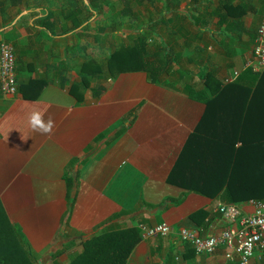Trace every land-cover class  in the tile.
<instances>
[{
	"label": "crops",
	"instance_id": "obj_1",
	"mask_svg": "<svg viewBox=\"0 0 264 264\" xmlns=\"http://www.w3.org/2000/svg\"><path fill=\"white\" fill-rule=\"evenodd\" d=\"M82 1L0 0V39L14 48L17 82L46 76L35 99L0 89V262L69 264L94 235L136 229L123 242L132 243L125 264H238L221 250L196 254L176 232L144 237L138 225L218 235L228 227L214 212L219 203L248 213L264 200V72L247 66L264 0H198V25L173 28L175 52L198 47L197 72L188 76L198 94L188 93L177 68L174 83L168 74L152 82L144 70H125L72 92L78 53L106 57V47L84 45L96 32H81L89 16ZM150 30L175 47L171 30ZM35 111L55 121L51 134L32 129ZM249 264H264V256L255 252Z\"/></svg>",
	"mask_w": 264,
	"mask_h": 264
},
{
	"label": "trees",
	"instance_id": "obj_2",
	"mask_svg": "<svg viewBox=\"0 0 264 264\" xmlns=\"http://www.w3.org/2000/svg\"><path fill=\"white\" fill-rule=\"evenodd\" d=\"M86 1V3L82 1L80 6H82L85 11L89 12V16L87 17V19H85L86 23L83 27H81L83 30L81 32H85L90 27L89 23L92 18L98 17L99 14H102L103 7L106 6V4H109L110 6L114 4L111 0ZM122 1V3H124V7H122L121 10L123 16H134L135 13L133 11V8L144 4L143 0ZM190 1L191 2L186 5L185 9H181L182 0H165L164 12H169L172 17L174 16L175 19L178 20V23H174L173 28L174 26H176V29L179 32H188V26L191 27L192 25H198V19L196 18L198 17V14L195 18L194 13H192L193 15H190L191 11L198 13V0ZM17 2L18 0H10L11 4H15ZM2 4L3 3L0 2V6ZM82 8L80 9L78 2H76L73 5V9L71 10L72 13L74 12V29L76 30L83 24V22L77 18L78 13L80 14L82 12ZM180 13L182 14L180 15ZM160 22L163 24L170 23L169 19L165 20V18L160 20ZM102 29L103 27H101V29H97L95 27L94 32L96 33L93 34V37L96 41L101 40L102 42H106L108 40L111 43V45L108 46V52L106 53V57L102 62H99L96 59H93L92 57L83 58V60L79 63L78 66V76L80 78V82L76 85H71L70 90L72 92L73 90L75 91V89H83L88 87L90 82H92L94 79H103L110 76H114L118 72L125 70H144L148 73L152 82H161L163 75L175 72V70L173 71L171 68V63H177V58H173L171 56L170 49L166 47L165 42L156 41V34H154L152 30H145V32L140 31L139 34L135 35L132 38L131 36H129L127 42L124 41L123 43L115 45L113 47L115 39L112 36H107L108 34L111 35V33L109 32L110 28H107V30H105L106 28L103 29L105 34L103 33L102 37L104 38L101 37V34L98 31H101ZM149 40L154 43V49H149L147 47ZM121 61H128L129 65L117 71H113L114 67L117 66L116 63H119ZM188 74V76L193 79V74L189 72ZM188 76H186L188 79L187 83L184 84V87H186L188 93L198 94V91H195L192 87L193 85L190 86ZM208 78L210 77H204V82H206L205 86L209 85ZM45 81L46 76L44 78L34 77L19 81V83L17 82V93L20 92L22 98L24 99H35L37 98V95L41 88L46 84ZM95 90H97V88H95ZM211 100L212 99L210 98H206L204 101L208 103ZM205 116L207 119V115ZM207 123L210 124V122ZM66 183L68 187L66 198L68 201L67 203L69 213V209H71L73 203V197L71 194L73 179L67 178ZM227 199L232 200L233 198L229 196ZM2 216H4V214L0 209V217ZM135 230H109L94 235L93 237L85 241L84 251L82 252L81 256L77 257L75 260H72L69 264H125V259L129 253L130 246L132 245V243L127 246L128 243L123 242L127 237H129L131 233H135ZM12 234H14L13 230ZM1 235L2 232H0V236ZM26 257L27 259L29 258L27 254ZM3 263L9 264L6 260L0 262V264ZM13 263L14 261L11 262V264ZM25 264H28V260H25Z\"/></svg>",
	"mask_w": 264,
	"mask_h": 264
},
{
	"label": "built area",
	"instance_id": "obj_3",
	"mask_svg": "<svg viewBox=\"0 0 264 264\" xmlns=\"http://www.w3.org/2000/svg\"><path fill=\"white\" fill-rule=\"evenodd\" d=\"M247 66L254 73L264 72V16L257 27ZM0 89L4 94H17L14 48L4 39H0ZM252 205V211L245 213L238 204L219 203L214 212L225 219L228 227L218 235L202 237L196 229L179 227L175 230L164 222L153 226L141 223L138 229L144 237H165L176 232L196 254H214L221 250L226 260L249 264L255 252L264 256V200H256Z\"/></svg>",
	"mask_w": 264,
	"mask_h": 264
},
{
	"label": "rangeland",
	"instance_id": "obj_4",
	"mask_svg": "<svg viewBox=\"0 0 264 264\" xmlns=\"http://www.w3.org/2000/svg\"><path fill=\"white\" fill-rule=\"evenodd\" d=\"M111 1L114 4H112L111 6L109 4H106V6L103 7L102 14H99L98 17H94L90 20L89 28L96 27L98 29H101V27H103V29L106 28L105 30H107V28L108 29L110 28V31L109 30L108 31L111 33V35L108 34L107 36H112L115 39L113 47L115 45L123 43L124 41L127 42L130 34L137 35L139 34L140 31H143V32H145V30L150 31V28L151 29L154 28L160 34H165L166 32L164 31V29H169L171 30L170 35H171L172 40H175V47L171 48L170 54L173 58H177V63H171V68H175V71H178L177 69H182V71L186 73L185 77L189 75L188 72L189 73H192V71L197 72V69L194 63L196 59H198V47L195 48L194 44H192V46H188L187 48L181 49L180 52H175L177 49L179 50V48L177 47V41H176L178 40V38L177 36L176 37L173 36V34L175 35L176 33H173L172 30H174L173 29L174 23H178V20L175 19L174 16L172 17L169 12H164L165 0H143V3H144L143 5L136 6L133 8V11L135 13L134 16L133 15L123 16L122 15L121 10H122V7H124V3H122L123 2L122 0H115V2L114 0H111ZM188 1L189 0H182L183 8H185ZM190 15H193V14L190 12ZM163 18H165V20L169 19L170 23H167V24L161 23L160 20H162ZM168 26L169 28H166ZM174 27L176 28V26ZM192 27H194V25H192L191 27L188 26V29L190 28L191 30ZM103 29L101 31L105 34ZM90 33L93 34L92 31ZM167 33H169V31ZM91 34L89 37L85 38L84 45L88 46L87 44L89 45L96 44L97 46L101 47L100 49L105 48L107 46V51L105 50L106 48L103 50L107 53L108 46L111 45V43L107 39H106L107 40L106 42L103 41L104 45L102 44L101 40H99V42L94 41L93 40L94 37ZM167 36L168 35H165V37H162V36H160L159 38L156 37V41L165 42L166 40L167 42ZM151 40H149L148 45H147L149 49H152V47H154L152 45ZM168 46L169 45L167 43L166 47L169 48ZM90 52L92 54V49H90ZM87 53L90 55L89 51H87ZM97 53L100 54L99 50H97ZM80 55L81 54L78 53L76 57V64H75L76 68L77 66H79L80 60H82V57ZM189 55L192 57L191 61L187 60L188 59L187 57ZM116 64L117 66L114 67L113 71H117L129 65V62L121 61ZM187 68H190L191 70L188 71L189 69ZM172 74L173 73L168 74L167 77L171 83H174L173 79L174 77H177V75H174V74L172 75ZM182 85L183 84L180 83V86Z\"/></svg>",
	"mask_w": 264,
	"mask_h": 264
},
{
	"label": "clouds",
	"instance_id": "obj_5",
	"mask_svg": "<svg viewBox=\"0 0 264 264\" xmlns=\"http://www.w3.org/2000/svg\"><path fill=\"white\" fill-rule=\"evenodd\" d=\"M29 123L32 129L42 135H49L55 127V121L51 116L44 119V116L39 111L32 112L29 117Z\"/></svg>",
	"mask_w": 264,
	"mask_h": 264
}]
</instances>
